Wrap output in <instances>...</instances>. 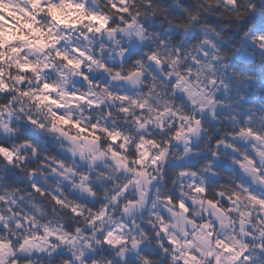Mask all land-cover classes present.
<instances>
[{
    "label": "clouds",
    "instance_id": "9594fccd",
    "mask_svg": "<svg viewBox=\"0 0 264 264\" xmlns=\"http://www.w3.org/2000/svg\"><path fill=\"white\" fill-rule=\"evenodd\" d=\"M0 264H264V0H0Z\"/></svg>",
    "mask_w": 264,
    "mask_h": 264
}]
</instances>
